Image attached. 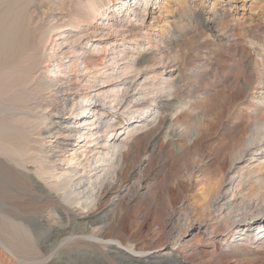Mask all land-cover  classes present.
I'll return each mask as SVG.
<instances>
[{"label":"bare ground","instance_id":"obj_1","mask_svg":"<svg viewBox=\"0 0 264 264\" xmlns=\"http://www.w3.org/2000/svg\"><path fill=\"white\" fill-rule=\"evenodd\" d=\"M70 1L72 4L69 3L70 5L65 9H62V6L61 12L59 10L60 13L55 14L53 11L60 8L54 3L47 7L37 0H0V151L6 152L13 163L14 161L20 163L19 165L23 166L22 168L25 170L28 169L23 165L25 163V158H23L25 152H37V155L42 154L43 158L47 157L50 159L49 163L43 165V160H38L35 157L36 160L34 159L33 161L38 160L36 163H40L37 168L34 167L36 169L35 172L38 177L49 184L51 189H54L53 191H57L58 199L60 198L59 200H62L65 205L58 206V212L54 210L48 212L47 217L51 214H58L68 220L72 217L68 207L79 206L81 209L80 213L86 218L85 222L89 224V226H85L86 223L80 224L79 233H85V237L94 239V241L88 239L86 244L92 248L90 257L96 259L98 257L106 258L109 264H114L107 253L110 248L115 249V251L122 253L124 256H128L129 252L127 253L118 246L123 247L127 251L138 249L139 253L143 252L142 249L141 251L139 249L141 242L136 241V237L141 231L145 232L150 243H158L159 237L164 236L165 233H171L174 244L181 242V245H189L194 244L198 236L204 237L205 235L209 236L206 240H214L217 238L215 234H217L220 227L226 228L235 224L233 234L236 233V236H240L237 240H239L240 244H246L244 247L250 246L254 238H264V216L254 217L261 211L262 204H258L254 199L249 201L244 196L246 195L244 193L246 189L244 185L247 183V186H250L253 177L256 182L264 180L258 176L259 172L264 170V143H261L264 142V120L262 118L256 121L248 120L246 125L249 127L251 125L255 126L256 129L251 131L248 136H240L234 140L215 168L217 180L208 187L206 195L202 201L200 200L201 202L198 205L195 204L196 206L187 208L179 207L178 203L182 204L184 195L193 188H196V190L203 188L204 178H206L204 174L206 173H204L205 166L204 168L202 167L208 160H204L202 156L193 155L188 161H184L180 165H171L165 174L162 188L147 194L150 191L148 189L152 187L148 184L146 185L150 186L149 188L144 186V181L148 175V170L144 172V166L146 164L149 165L150 161L153 163L154 159L160 154L162 145L157 142L156 133L160 131L163 125L168 124H166L167 130L163 131L164 138L171 136L168 141L177 152L183 148L188 149L192 145V139L197 128L189 124L185 126V129H182L183 125L181 126V124L184 118L175 113V103L166 102L164 106L170 105L171 107V112L166 116L163 114L164 106L161 102L155 101L154 96L147 97L154 90L159 93L160 91L164 92L165 96L181 97L182 88L178 85L181 77L179 78L178 76L179 79H171L169 77L164 78L160 74V79H158L159 81L156 84L146 86L145 83H139L143 91L139 92L136 97L132 95L136 103L134 102L130 109L131 107L135 108V110H131L133 114L141 110L142 116L126 125L123 128L125 130L117 129L115 132L112 131L109 137L107 134L105 135L106 137L104 136L101 140H98L104 135L108 127L112 130V128L122 122L119 119V115L112 112L114 106L112 107L111 103L117 102L115 104L123 107L128 99L126 97L127 92L133 87L132 79L124 83H118L117 80L113 81V79H118L130 72H136L134 76H137L140 72V65L147 67L151 61H153L152 64L154 65L155 63L159 64L163 60L162 55L159 54L157 57L155 50L145 52L144 44L150 43L151 47L158 46V43L162 42L163 39L170 41L174 36L180 38L186 32L194 33L197 30L200 35L207 36L210 32L207 33L206 27H196V19L191 18L185 22H181V20L177 23L174 22V26L171 29L166 24L159 25V28H156V25L152 22L149 24L144 23L146 7L142 6L140 0H134L132 5L127 0ZM162 1L165 2V0ZM174 1L178 6L184 3V10L192 11L188 4L185 3L186 0ZM245 1L247 0H242V4ZM158 3H162V6H158L157 16H160L163 10L169 11L168 5H165L161 0ZM116 6V12L119 14L122 10L126 11L127 9V13L125 15L123 13L124 17L128 16L126 17L127 19L135 17L136 20V17H138L139 24L136 21H126L128 23L126 24V30L130 33L129 42H126V40L121 41L122 43L118 44L121 48H116L115 45L110 52L111 57L107 60L110 65L121 60V64L124 63L123 67L120 69L118 67L116 69L107 67L106 69V66H103L99 73H95L93 67L99 63L98 59L92 54H84L89 51H94L98 54L101 49L105 52L107 48L113 47L114 43L112 42L111 46L105 48L99 45L100 42H93L90 45L92 46L91 49L86 48V45L74 44L84 36L92 37L93 34L102 33L108 28L112 30L122 26V17L118 18L112 13V8ZM192 24L194 25L193 27H191ZM188 25L190 26L188 27ZM226 30H223V34H226ZM54 32H57V35L52 38ZM111 32L113 33V31ZM154 34L159 36L160 41L156 39ZM65 58L68 59L64 60ZM104 59L105 57L100 58V63H104ZM38 67L43 68V71L41 69L39 74L34 75L33 70ZM108 70H112L113 73L101 76L102 73ZM68 72H71L72 75L66 77ZM195 76H198V74ZM240 79L239 81L242 82ZM110 81L115 83L108 88L106 84ZM254 82L258 86L259 84L264 86V74H259ZM77 83H79L78 87H76ZM149 88L151 91H145ZM244 88L247 89L246 87ZM120 89L123 91L121 90V94L118 95ZM133 89L135 88L133 87ZM43 91H46L47 96L43 95ZM110 91L112 94L108 96ZM259 93V96H253L252 106L258 101H261L262 104L264 103V91ZM8 94L12 95V97H6ZM101 96L104 97L103 100L107 106L96 104L95 99ZM32 99H35V102H32V106H29V108H27V105L23 106L25 107L24 111H22L21 105L17 104L22 101H31ZM177 99L179 101V98ZM92 100H95L94 104H92ZM184 104L186 105L185 102ZM187 105L190 108L193 102L190 101ZM37 107L41 108V110L46 109L45 112L47 111V113H39V110H35ZM257 110L253 109L252 111L256 113L258 112ZM202 115H204L203 112ZM149 117H151L153 124L150 127H146L148 123H145V121ZM73 119L76 123L74 125L75 128L73 127L74 129H72L70 127L71 129H69L66 126ZM198 123L204 124L201 119H198ZM246 125L243 126L246 127ZM201 127L203 128V125ZM142 128L145 129L138 133ZM118 131H121L118 135L126 134L124 138L126 140H118L120 137L115 139ZM80 132H82L81 135L84 142L87 143L84 148L81 149V147L73 145L75 142H72L71 145L70 143H64V141H67L68 136H73ZM31 134L39 137L34 140L37 143V147H21L20 145H23L25 137L31 136ZM45 142L48 143L44 146ZM95 145L99 146L96 147ZM103 145H108L106 151L101 150ZM260 146L263 147L259 153V158L263 160L262 162L254 168L250 167L246 171V176L241 178H234L233 174L228 175L230 174L228 172L229 169L234 166V161L237 162V160L247 155V151L261 148ZM250 157L252 156L250 155ZM138 159L140 161L142 159L145 160L144 162L146 163L143 169H139ZM138 171L140 173L135 177V180L125 186L126 179L133 176V174L135 175ZM19 172L16 168L7 166V174H9L11 181L16 187L19 184H23V181L18 179ZM43 175H47V178L53 180L49 182ZM227 175L229 177H226ZM225 180L227 183H224L226 182ZM84 184L86 186L83 187ZM229 190L230 193L226 195ZM13 191L16 192V190ZM110 194L113 195L111 200L107 198ZM259 194H262V192ZM143 196L145 200L141 202L140 206H137ZM237 199L240 201L237 202ZM259 199L261 198L259 197ZM217 210L222 211L219 215L216 214L215 217L211 218L213 220L212 223H208L205 220L206 216ZM246 221L248 222L245 223ZM184 224L186 225L183 227ZM244 225L248 226V228L243 231L242 226ZM10 227H12V237L10 236L8 241L0 237V254L4 255L5 248L17 258L16 260L9 258L8 263L24 264L25 262L18 255L19 249L17 246L19 245L17 241H30L34 234L33 228L29 226L27 218H24L23 215L16 220H12ZM185 232L190 236L188 239L183 238ZM34 236L36 235L34 234ZM71 238L68 237L66 240ZM77 238L84 239V237ZM257 245L261 247L264 246V243ZM157 246L155 245L154 247ZM104 248L107 249L105 250ZM229 248L232 250L237 248L241 252L245 251L244 248L238 246L237 241L233 242ZM34 252L37 255L32 257L34 263H40L47 258L38 249ZM93 264L98 263L95 262Z\"/></svg>","mask_w":264,"mask_h":264},{"label":"rangeland","instance_id":"obj_2","mask_svg":"<svg viewBox=\"0 0 264 264\" xmlns=\"http://www.w3.org/2000/svg\"><path fill=\"white\" fill-rule=\"evenodd\" d=\"M37 1H40V3H43V5L47 7L48 5L50 6L54 3L60 8H57L53 11V13L55 14L60 13L63 8L65 9L70 5L69 3H71L70 0ZM140 1L142 3V6L146 7V12H144V23L149 24L150 22H152L156 25V28H159V25L166 24V26L168 28L170 27L169 29H171L174 26V22L177 23L179 22V20H181V22H185L187 20L189 21V19L191 18H194L196 19V27L205 26L207 33H210L206 36L200 35L198 30L194 33L186 32V34L180 36V38L174 36L170 39V41L163 39L162 42L159 40V36L157 34H154L156 35V39L160 41L158 43V46L151 47L149 45L150 43L144 42L145 52L155 50L157 53V57L160 54L162 55L163 60L160 61L159 64L155 63V66L152 64L153 61H151L150 65L147 67H144V65H140V72L137 76H134L136 72H130L118 79H113V81L117 80L118 83H124L125 81L128 82L132 79V86L135 89H133L132 87L128 90L126 96L128 98L126 101L128 102L125 101V107H120V105L115 104L117 102L111 103L112 107L114 106L112 108V112L119 115V119L122 120V122L112 128V130H110L111 128L108 127L104 132V135L98 138V140H101L107 134L109 137V134L112 131L115 132L117 129H121V131L125 130L123 128H125L126 125L130 124V122H132L133 120L139 119V117L142 116V113H140L141 110L138 112H134L133 114L131 110H135V108L131 107L130 109V106L135 102L132 98V95L136 97L139 92L143 91V88H140L141 86H139V83H145L146 86H149L150 84H156V82L159 81L158 79H160V74H162L164 78L169 77L171 79H179L181 77L178 83V85L182 88L181 97H174V99L171 96H165L164 92L160 91L159 93L156 90H154L152 94L147 95V97L154 96L155 101H157L158 103L161 102L163 106L167 101L175 103V113L184 118V121L181 124V126L183 125L182 129H185V126L189 124L191 126L194 125V128H197L192 139V145L188 149L183 148L181 151L177 152L174 146L168 141L171 136L164 138V132L167 130L168 125L166 123L167 125H163L162 128H160V131L156 133L157 142L162 145L161 147L159 145V147L161 148L159 156L154 159L153 163L152 161H150L149 165H145L146 162H144L145 160L143 159L141 161L140 159H138L137 162H139L140 164L139 169H143L145 167L146 170L144 168V172L147 170L149 171H147L148 175L146 177V180L144 181V186L148 188L150 186L152 187L148 189L150 190L147 192L148 194L150 192L156 191V189L158 188L163 187L165 174L167 173L171 165H180L184 161H188L193 155H200L204 158V160H208L202 167L204 168L205 166V171H203L204 173H206L204 174V176L206 175V178H204L205 183L203 182L202 185L203 190H196V188H193L191 191L187 192L186 195H184V198H182V204L178 203L179 207L187 208L196 206L203 200V197L208 191V187L217 180L215 168L217 164H219V161H221L223 154L229 150L236 138L240 136H248L251 131H254L256 129L255 126L251 125L249 127L246 125L248 120L256 121L261 118L264 120V103L262 104L261 101H258V103L252 106L253 96H259V92L264 91L263 85L259 84L258 86L256 85L257 83L254 82L259 74H264V0H247L244 4H242V0H186L185 3L188 4V7L193 12L184 10V3L178 6L175 4L174 0H165V2L161 0V2H163L165 5H168L169 11L163 10L160 16H157V8H159L158 6H162V3H158L160 0ZM127 2L132 5L134 3V0H127ZM116 8L117 6L112 8V13L118 18L122 17V26L116 27L117 29L112 30L108 28L102 33L93 34L92 37L84 36L81 40L77 41L74 44L80 46L86 45V48L91 49L92 46L90 45L93 42H100L99 45L105 48L107 46H111L112 42L114 43V45H112L113 47L107 48L105 52L101 49L98 51V54H96V52L94 51H89L88 53L84 54H92L98 59L99 63H97L95 67H93V71L95 73H99L103 66H106V69L107 67L113 69H116L117 67L120 69L121 67H123L124 63L121 64V60L113 65H110V63L108 64L107 60L109 59V57H111L110 52L113 50L115 45L116 48H121L118 46V44L122 43L121 41L126 40V42H129L130 33L126 30V24H128L126 23V21H136L139 24V21L137 20L138 17H136V20L135 17H131L129 19L126 18L128 17L127 15L124 17V15L127 13V9L126 11L122 10L119 14L116 12ZM189 26L190 25H188V27ZM193 26L194 25L192 24L191 27ZM223 30H226V34L224 33L225 35L223 34ZM111 31H113V33ZM56 33L57 32L53 33L54 35L52 36V38L57 35ZM103 57H105V59L103 60L104 63H100V58ZM67 59L68 58H65L64 60ZM41 69L43 71V68L41 67L35 68L33 70V74H39L41 72ZM112 73V70H108L107 72L102 73L101 76L109 75ZM196 74H198V76H195ZM71 75V72L66 73V77H69ZM239 79L242 82H240ZM111 81L106 84L108 88L112 87V85L115 83ZM78 86L79 83L76 84V87ZM244 87H246L248 90ZM122 89L118 91V95L121 94V92L123 91ZM145 91L151 90L149 88ZM46 94V91H43V95L47 96ZM111 94L112 92L110 91V93H108V96ZM202 95H204L205 97ZM6 97L11 98L12 95L8 94L6 95ZM103 98V96L97 97L95 99L96 104L107 106ZM177 98H179V101ZM109 99H111V97H109ZM95 100L91 101L93 102L92 104H94ZM190 101L193 102V105L188 108L187 103H190ZM32 102H35V99H32L31 101L27 100L26 102L22 101L17 104H20L21 109L23 108L22 111H24L25 107L23 106L27 105V108H29V106H32ZM184 102L186 103V105L184 104ZM215 103L217 104V106ZM38 108L39 107H37V109L35 108V110H39V113H47V111L45 112L46 109L41 110V108ZM163 108V114L168 116L171 112L170 105L164 106ZM252 108L258 109V112H256L257 114L252 111ZM202 112L204 115L201 116ZM198 119H201L206 125L199 124ZM207 119L210 120L208 121ZM46 122L49 123L48 121ZM152 122L151 117L146 118L145 123H148L146 127H150L151 124H153ZM74 125H76V123L73 119L70 120L68 126L66 127H68L69 129H74ZM202 125L203 128L201 127ZM243 125H246V127H244ZM180 127L179 129H181ZM144 129L145 128H142L138 131V133L142 132V130ZM121 131L117 132V136H115V139L120 137L118 138V140H126L124 139L126 136L125 133L120 134L121 136L118 135ZM240 132L242 135L240 134ZM81 133L82 132L76 133L73 136H68V139L66 138L67 141H64V143H70L71 145L72 142H75L73 145L79 146L81 147V149L84 148L87 143L84 142ZM25 138L26 139H24L22 143L23 145H20L21 147H37V143L34 140L38 139L39 137H37L35 134H31V136L28 135ZM40 141L42 140L40 139ZM47 143L48 142H45L43 145L45 146L47 145ZM95 146L97 147L99 145ZM107 147L108 145H103L101 147V150L103 149V151H106L108 149ZM262 148L263 147L252 149L253 151L249 150L246 152L247 155L237 160V162L234 161V166L229 169L228 172H230V174L228 175L230 176L233 174L234 178H241L243 176H246V171H248L250 167L254 168L256 165L263 161L259 158V153L260 151H262ZM5 155H7L6 152L0 151V237L8 241L10 239V236L12 235V227H10L11 221L16 220L21 215H23L24 218H27L29 226L33 228L34 234L36 236H34L33 234L31 240L28 242L17 241V244L19 245L17 246V248L19 249L18 255L23 259V262H25L24 264H93L95 262L98 264H109L106 258L104 259L98 257L96 259L90 257L92 248L88 247L86 244L88 239L93 241L94 239L85 237V233H79V226H81L80 224L86 223L85 226H89V224L85 222L86 218L82 215V213H80L81 209L79 206L68 207L69 212L72 214V217L68 220H66L64 217H60L58 214H51L47 217L48 212H51L53 210L58 212V206L64 204L62 200H59L60 198L58 199V195H56L57 191H53L54 189H51L49 184L38 177V174L35 172V168L40 165V163H36L38 160H43L42 163L43 165H45L50 162V159L47 157L43 158L42 154L37 155V152H25L23 154V158H25V163L23 165L26 167V169L28 168L27 170H25L24 168H22L23 166L19 165L20 163L15 161L13 163V161L10 160L9 155H7L8 157ZM250 155L252 157L249 158ZM35 157L38 158L37 161H33ZM7 166L16 168L20 171L18 174V179L22 180L23 184H19L17 187L13 184V181H11L12 179L10 178L9 174H7ZM3 170L5 173L3 172ZM138 173H140V171L136 172L135 175L133 174V176L127 178L125 181V186H128V184L132 182V180H135V177L138 175ZM259 173V175L257 174L259 178L262 177L264 179V170ZM228 175L226 177H229ZM43 176L46 177L47 175ZM252 179V186H247V183L244 185L247 189H245L244 191V193L246 194L244 196L249 201H253L252 199H254L258 204H262L261 211L254 217H263L264 180L262 182H256L254 177ZM47 180L51 182V180L53 179L47 178ZM224 183H227V181ZM253 183L254 187L256 185L258 187L256 186L255 189H253ZM146 184L150 186H147ZM84 186L86 185L84 184L83 187ZM13 190H16V192ZM261 192L263 195L259 194ZM229 193L230 190L226 193V195H228ZM250 194L253 195L251 196ZM146 195L145 197H147ZM112 196L113 195L110 194L107 198L111 200ZM145 197L143 196V198L137 203V206L141 205V202L145 200ZM257 197H260L261 199L258 200ZM239 201L240 200L237 199V202ZM221 211L222 210L213 211L209 216H206V218H204L208 223H212L213 220H211V218L215 217L216 214L219 215ZM247 222L248 221H246L245 223ZM185 225L186 224H184L183 227ZM234 226L235 224L230 225L226 228L220 227L217 231V234H215V237L217 238L214 240H206L209 236H198L195 239V243L189 245H181V242H176L174 244L173 235H171V233H165L164 236L159 237L158 243H150L145 235V232L141 231V233L137 235L136 241H138L139 243L141 242V247L139 249L140 251L141 249L143 250L142 253H139L138 249L135 251H127L121 246L118 247L126 251L127 253L129 252L128 256H124L122 253L115 251V249L113 248H110L107 253L110 255V259L114 262V264H264V246L259 247V245H257L264 243V238H254L250 246L244 247L246 244H240L239 240H237L240 238V236H236V233L233 234L235 229ZM242 228L244 231L248 228V226L244 225L242 226ZM187 234V232L183 234L184 239H188L190 237ZM68 237L72 238L66 240V238ZM77 237H84L85 240L83 238ZM235 241H237L238 246H240V248H244L245 251L241 252V250L237 248H234L233 250L230 249V245ZM155 245L158 246L154 247ZM36 249L40 250L42 252L41 254H45L46 256H44L47 257L40 263H34L32 258L37 256L34 252ZM104 249L106 250L107 248ZM29 254L31 255V257ZM9 258H13L15 260L17 259L10 251L4 248V255L0 254V264H11L8 263Z\"/></svg>","mask_w":264,"mask_h":264}]
</instances>
